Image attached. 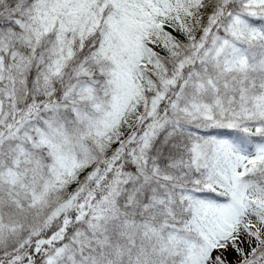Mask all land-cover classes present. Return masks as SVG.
<instances>
[{"label":"snow or ice","instance_id":"1","mask_svg":"<svg viewBox=\"0 0 264 264\" xmlns=\"http://www.w3.org/2000/svg\"><path fill=\"white\" fill-rule=\"evenodd\" d=\"M0 264H264V0H0Z\"/></svg>","mask_w":264,"mask_h":264}]
</instances>
